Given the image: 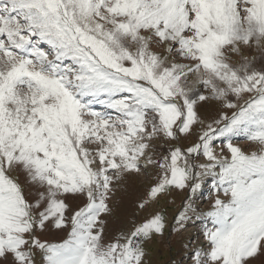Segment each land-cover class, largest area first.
Wrapping results in <instances>:
<instances>
[{
	"label": "snow or ice",
	"instance_id": "obj_1",
	"mask_svg": "<svg viewBox=\"0 0 264 264\" xmlns=\"http://www.w3.org/2000/svg\"><path fill=\"white\" fill-rule=\"evenodd\" d=\"M141 179L193 264H264V0H0V264H146L162 211L105 239Z\"/></svg>",
	"mask_w": 264,
	"mask_h": 264
},
{
	"label": "rangeland",
	"instance_id": "obj_2",
	"mask_svg": "<svg viewBox=\"0 0 264 264\" xmlns=\"http://www.w3.org/2000/svg\"><path fill=\"white\" fill-rule=\"evenodd\" d=\"M201 114L205 117L210 116V113L205 111H202ZM181 143L183 144L185 141H181ZM145 186V182L141 179L138 182L130 181L125 188L117 191L114 204L115 210L113 217L108 218L109 224L106 229L105 239L110 238L121 229L127 230L131 226L133 220L137 223L142 221L155 211L156 207L158 209L161 207L165 208L168 222L171 221L175 210L181 208L186 194L178 191L174 194L168 193L166 196L162 197L159 200L160 204H157V206L138 211L136 204L139 197L143 195ZM76 203L77 202L69 201L70 206L73 208L76 206ZM64 236V233L50 231L43 233L40 238L47 239L51 242H60ZM197 248V245H195L193 251L195 252ZM147 250L148 255L146 257V264H185L183 261L179 263V260H182L184 255L192 252L187 248L186 240L180 243L178 235L170 236L167 233L163 238L148 244Z\"/></svg>",
	"mask_w": 264,
	"mask_h": 264
},
{
	"label": "bare ground",
	"instance_id": "obj_3",
	"mask_svg": "<svg viewBox=\"0 0 264 264\" xmlns=\"http://www.w3.org/2000/svg\"><path fill=\"white\" fill-rule=\"evenodd\" d=\"M184 236V235H183ZM179 237V236H178Z\"/></svg>",
	"mask_w": 264,
	"mask_h": 264
}]
</instances>
